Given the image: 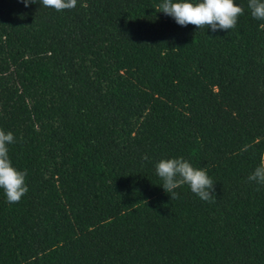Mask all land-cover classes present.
Instances as JSON below:
<instances>
[{"label":"trees","instance_id":"trees-1","mask_svg":"<svg viewBox=\"0 0 264 264\" xmlns=\"http://www.w3.org/2000/svg\"><path fill=\"white\" fill-rule=\"evenodd\" d=\"M162 2L0 0V130L28 187L0 189V264H264V21L234 0L233 29L200 30ZM180 157L212 202L160 186Z\"/></svg>","mask_w":264,"mask_h":264},{"label":"clouds","instance_id":"clouds-1","mask_svg":"<svg viewBox=\"0 0 264 264\" xmlns=\"http://www.w3.org/2000/svg\"><path fill=\"white\" fill-rule=\"evenodd\" d=\"M25 7L37 0H22ZM39 3L56 11L72 10L77 6V0H39ZM251 16L264 21V0H248ZM158 12L168 15L181 26L194 25L198 29L211 28L229 31L236 26L237 19L244 12L234 0H163L158 5ZM264 27V24L261 25ZM194 40V39H193ZM15 143L12 132L0 130V189H3L9 204L18 203L28 192L25 183L26 171H18L12 166L9 158L8 145ZM156 174L163 183L160 185L171 199L178 198L174 190L184 184L200 199L212 202L215 184L204 169L194 168L183 157L164 159L155 166ZM248 180L264 186V162L249 175Z\"/></svg>","mask_w":264,"mask_h":264}]
</instances>
